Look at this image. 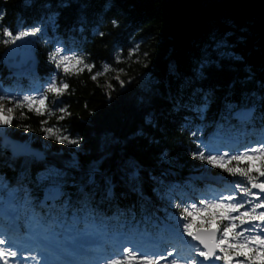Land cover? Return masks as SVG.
<instances>
[{"label": "snow or ice", "instance_id": "snow-or-ice-1", "mask_svg": "<svg viewBox=\"0 0 264 264\" xmlns=\"http://www.w3.org/2000/svg\"><path fill=\"white\" fill-rule=\"evenodd\" d=\"M19 6L33 14L31 22L15 30L3 25L0 43L11 45L10 53L27 54L32 45L42 41L51 47L47 61L56 71L45 83L27 89L23 95L0 88V136L11 134L14 122L27 118L25 110L41 117L55 116L57 122L70 117L69 105L63 100L72 95L70 76L88 72L89 78L98 83V78L115 73V83L107 81L104 85L109 100L117 87L124 91L133 85L143 88L142 122L135 135L145 142H150L153 131L174 115L190 113L183 117L186 123L181 125L195 138V150L189 156L208 167L201 176L188 178L183 187L194 193L197 190L190 181L204 180L209 175L220 187L209 186L199 196L182 194L177 202V185L161 178L172 175L171 171L162 169L158 176H153L123 149L113 151L114 146L123 143L115 138L106 139L99 158L79 178L48 165L44 155L34 152L29 144L6 141L5 146L11 148L14 156L32 157L25 160L26 165L44 161L45 170L37 174L35 191L19 182L13 186L0 177V221L5 224L0 229V264H264V139L241 150L234 146L236 137L225 128L233 119L241 125L250 124L257 119V113L264 121V64L257 75L247 67L246 58L234 51L231 34L214 32L183 61L179 57L171 60L159 80H146L147 74H140L138 80L125 74V68L113 67L135 55L136 62L150 73V54L141 53L139 45L128 49L127 54L122 48L114 50L112 63L103 62L101 70L94 71L96 64L91 53L78 51L79 45L69 43L74 44L76 35L83 38L89 30L94 0H20ZM15 7L9 0H0V23L9 15V8ZM110 24L112 29H119L121 21L113 18ZM91 31L101 38L111 35V31L106 33L95 27ZM24 63L10 67L22 69ZM209 81H227L228 89L220 119L212 124L206 122L207 112L216 96L211 84L205 90ZM236 95L239 103L232 102ZM17 110H21L19 117ZM89 115H94V110ZM196 120L199 123L192 130ZM15 127L34 131L28 124L17 123ZM40 131L45 140L77 150L84 139L66 129L49 126L48 119L40 120ZM157 162L174 163L163 148ZM71 167L79 165L73 162ZM210 169L239 179L225 183ZM27 175L26 168L21 179ZM145 176L151 181L150 194L145 191ZM117 177L128 191L136 194V202L124 209L118 206ZM69 186L73 192L66 190ZM38 192L43 193L42 199ZM97 193L102 202L117 203L112 217L103 216L93 206ZM161 203L165 204L163 208L159 207ZM169 208L179 211L169 212ZM112 220L117 223L110 225ZM22 227L27 229L24 242L10 235L20 232ZM144 241L163 242L167 246L159 250L146 246Z\"/></svg>", "mask_w": 264, "mask_h": 264}, {"label": "trees", "instance_id": "trees-1", "mask_svg": "<svg viewBox=\"0 0 264 264\" xmlns=\"http://www.w3.org/2000/svg\"><path fill=\"white\" fill-rule=\"evenodd\" d=\"M9 4L17 5V7L9 8V15L0 23V40L3 38V25H8L15 30L26 22H31L33 16L31 12L19 6L20 0H9ZM94 4L95 7L90 14L93 23L89 25V30L84 33L83 38L76 35L74 44L72 41L69 42L71 46L79 45L78 51L91 53L90 58L96 64L94 71L101 70L103 62L112 63L114 50L122 48L127 54L128 49L139 45L141 53L146 51L150 54L148 58L151 61L150 73L149 69L136 62L135 55L129 56L126 63L113 64V67L125 68V74L134 75L138 80L140 74H147L146 80L149 77L159 80L165 66L171 60L179 57L183 61L184 57L193 52L196 46L205 41L211 33L227 32L234 39L236 54L246 58L247 67L254 69L257 75L261 72V65L264 64V0H94ZM113 18L121 21L119 29H112L110 20ZM93 27L106 33L111 31V35L106 38L95 36L91 31ZM6 47L0 43V76L4 87L11 88L15 85L22 88L28 87L26 75H12L1 63V56ZM34 47L38 58L36 77L45 83L56 71L47 61V52L51 50V47L42 41L34 44ZM141 59H143L142 56ZM98 80V83L93 82L88 72L81 73L79 76H70L68 82L72 88V95L63 98L72 113L70 117L57 122L55 116L41 117L25 110L24 115L27 118L15 121L11 134L7 136L26 140L28 131L16 128L17 123L31 125L34 131L30 132L41 136V119H48L49 126L63 128L73 135L82 136L84 139L80 150L60 144H54L51 148L45 149L40 141L31 143V146L42 150L47 155L45 161L48 165L60 167L68 172L69 177L77 178L99 158L101 145L106 139H118L123 143L114 146L113 151L118 153L123 149L127 155L136 158L142 168L151 171L153 176H158L162 169L171 171L172 175L161 178L165 179L166 183L177 185L174 199L178 202L182 189L184 191L188 189L183 187L185 181L194 174L202 173L208 167L199 161L192 160L189 156V152L195 150L193 142L195 138L191 136L187 127L182 129L181 125L186 123L183 117L189 116L190 113L185 111L174 115L167 124L153 131L150 142H145L135 135L142 122L143 110L140 97L143 94V88L133 85L130 90L124 91L117 87L109 100L104 94V85L107 81L104 78H98ZM110 81L115 83L112 79ZM209 84L214 86L216 96V99L209 104L207 112L206 122L212 124L213 121L220 119L223 98L227 95L228 89L227 81H209L204 85L205 90ZM232 102L239 103V96L232 97ZM93 110L94 115L90 116L89 112ZM258 117L259 113H257V119L247 125H241L239 121L233 119L225 125V128L231 134L243 128L260 132L264 129V121ZM198 123V120L194 121L192 130H195V124ZM161 148L169 153V158L174 161L173 164L157 162ZM73 153L76 157H73ZM26 159L31 160L32 157H13L6 154L1 147L0 137V177L13 186L19 182L35 191L34 182L37 174L45 170V162L36 161L26 165ZM73 162L79 167H71ZM26 168L28 175L21 179V172ZM210 171L224 175L226 181L239 179L229 177L226 173H221L219 169H210ZM144 180L145 191L150 194L151 181L147 176ZM190 183L193 189L204 185V182L200 180L190 181ZM66 190L74 191L70 186ZM115 191L119 208L124 209L126 205L136 202V194L128 191L123 186V182L119 181V177H117ZM121 193H127V195L121 196ZM37 194L42 199L43 193ZM93 206L103 216L112 217L116 212L117 203L102 202L100 193H97ZM164 206V203L159 205L161 208ZM168 210L173 213L179 211L174 208ZM157 215H163V213H157ZM116 223L115 220L109 221L110 225Z\"/></svg>", "mask_w": 264, "mask_h": 264}, {"label": "rangeland", "instance_id": "rangeland-1", "mask_svg": "<svg viewBox=\"0 0 264 264\" xmlns=\"http://www.w3.org/2000/svg\"><path fill=\"white\" fill-rule=\"evenodd\" d=\"M28 74V73H27ZM33 74H35V73H33ZM115 75V73H109V74H107V75H105V76H103V77H100V78H104V80L105 81H110L111 79H112V77ZM28 87L29 88H32V87H36V86H39L40 84H43V83H41V81H39V79L38 78H36V77H34L33 75H31V74H29L28 75ZM28 87H26V88H22V87H20V86H17V85H15V86H13V87H11V88H6V87H4V84H3V82L1 81V76H0V88H3V89H5V90H8V89H11V90H13L14 92H16V94H19V95H23V94H25V92H26V90L27 89H29ZM0 94H3L2 92H0ZM21 114V112H20V110H17V115H20ZM245 130L246 129H242L241 131H239V132H236V133H234V134H232V135H234L235 137H240V136H242L243 134H244V132H245ZM255 130H253V129H250L249 131H247V133H245L244 135H248L249 137H250V135H252V134H254V133H256V132H254ZM264 131V130H263ZM263 131H261V132H263ZM1 137H3V136H1ZM34 141H40L41 142V144H42V146L45 148V149H48V148H51L54 144H58V143H56L54 140H45L44 139V137H43V133H42V135L41 136H39V135H35L33 132H30V131H28V132H26V140H25V143H27V144H29V145H31V143L32 142H34ZM67 147H69V148H72V147H74V146H67ZM225 151H228V149L227 148H225L224 149ZM73 157H76V155L73 153ZM210 173L211 174H214L212 171H210ZM202 175V173L201 174H199L198 175V177L199 176H201ZM220 177H222V179L224 180V182L226 183V178L224 177V175H221ZM210 180V183H213L212 182V178H211V175H209V177L207 178V179H204L203 181H205V182H207V183H205V186H204V188H205V190L210 186V187H212V188H218V185H216V184H214V185H211L208 181ZM201 181V180H200ZM194 189H199V188H194ZM196 192V191H195ZM195 192L193 193L192 191H189V190H185L184 191V189H182V191H181V195L182 194H185V193H187L188 195H195ZM180 195V196H181ZM179 196V197H180ZM193 202H195V201H193ZM23 221V220H22ZM163 245V247H166V244L165 243H162ZM160 246V244L158 245V247Z\"/></svg>", "mask_w": 264, "mask_h": 264}, {"label": "water", "instance_id": "water-1", "mask_svg": "<svg viewBox=\"0 0 264 264\" xmlns=\"http://www.w3.org/2000/svg\"><path fill=\"white\" fill-rule=\"evenodd\" d=\"M11 47H12L11 45L7 46L6 49L3 51L2 56H1V62L3 63V65H5L7 70H9L13 74H18L21 71H23L24 73L25 72H32L37 68L38 58H37L36 50H35L33 45L31 46L30 52L27 54H25V52H23V51L10 53L9 49ZM21 61H25L22 69L14 67V66L10 67L11 65L20 64ZM6 141H12V142L21 143V144L25 143V142L22 141L21 139L13 138L11 136H3L2 140H1V146L4 149V152L6 154L13 156V157H21L18 155L17 156L13 155L11 148L5 146ZM30 147L34 152L42 153L44 155V157L47 158V155L42 150L35 148V147H32V146H30Z\"/></svg>", "mask_w": 264, "mask_h": 264}, {"label": "bare ground", "instance_id": "bare-ground-1", "mask_svg": "<svg viewBox=\"0 0 264 264\" xmlns=\"http://www.w3.org/2000/svg\"><path fill=\"white\" fill-rule=\"evenodd\" d=\"M210 183V180L208 181ZM211 185H214L213 183H210ZM205 186V185H204ZM155 247V246H154Z\"/></svg>", "mask_w": 264, "mask_h": 264}]
</instances>
